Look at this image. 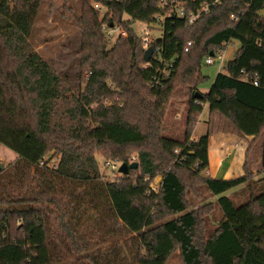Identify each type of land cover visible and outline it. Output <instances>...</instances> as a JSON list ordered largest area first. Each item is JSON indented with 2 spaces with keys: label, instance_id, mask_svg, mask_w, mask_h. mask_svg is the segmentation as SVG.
Wrapping results in <instances>:
<instances>
[{
  "label": "trees",
  "instance_id": "16d2710c",
  "mask_svg": "<svg viewBox=\"0 0 264 264\" xmlns=\"http://www.w3.org/2000/svg\"><path fill=\"white\" fill-rule=\"evenodd\" d=\"M43 1L0 0V145L17 157L0 171V264H58L61 247L76 264H167L176 250L182 264H264V189L240 205L223 195L257 174L244 164L233 179L205 176L208 135L190 139L203 104L244 137L263 135L264 28L230 15L264 10V0H222L190 26L178 17L157 24L164 10L155 0H81L80 64L89 76L79 95L30 45ZM180 1L186 11L211 2ZM136 21L158 25L161 36L144 46ZM118 24L127 35L108 47L105 29ZM232 40L240 43L234 58L194 97L206 79L202 62ZM190 56L193 70L183 75ZM172 100L189 104L183 142L162 136ZM96 151L127 165L135 152L138 168L105 181ZM197 187L222 213L207 237L214 205L191 207L186 196L200 199Z\"/></svg>",
  "mask_w": 264,
  "mask_h": 264
},
{
  "label": "rangeland",
  "instance_id": "374dc122",
  "mask_svg": "<svg viewBox=\"0 0 264 264\" xmlns=\"http://www.w3.org/2000/svg\"><path fill=\"white\" fill-rule=\"evenodd\" d=\"M81 9V0H44L41 3L31 36L29 37V42L33 51L37 52L39 56L52 68V70L66 82L70 90L77 95L83 92L85 88V80L89 76V73L81 72L82 68L80 64L81 28L78 21L82 14ZM260 14L264 16V11L260 12ZM126 18L127 17H125V19ZM245 21L251 22L253 21V18L247 16ZM146 27L147 26L144 23L138 21L131 24V28L140 38L146 37L150 41L161 36L159 26H155V28L151 29ZM257 28L261 29L264 28V26ZM116 38L117 34L114 33L112 39L110 40L109 38L106 42L107 46H113ZM239 48V41L232 40L231 44H229L224 51L223 62L220 63L216 61L213 65H207L206 62H202L201 72L204 76H206L205 81L201 84L203 88H209L215 75L219 72L225 71L224 68L227 62L234 58L236 51ZM194 63L195 56L188 57L179 67L178 72L183 75H188L192 72ZM196 92L200 93L199 90ZM186 103H188L187 100L183 102L172 100L169 102L163 123V137L174 138L181 142L184 141L189 106L186 109L185 117L183 116L184 119L182 117L180 118V115H182V110L184 109L182 106ZM205 110H203L200 120L192 133V138L195 140L204 135H209V133L214 135L215 129H213V127H218L220 121L222 120L217 117V119L212 120L213 126H209L211 124L208 123V113L207 109ZM210 127H212V130ZM238 134H240V132L228 122L226 123V127L223 129L221 135H219L222 137L215 136L214 138V136H212V141L215 140L217 142L218 139H224L227 137L226 141L229 140L228 142L231 146L236 145L239 140ZM95 155L98 162L99 174L105 181H110L119 177L120 174L118 173V168L122 162L112 161V163L109 162L106 164L108 161L106 162V159L99 151H96ZM253 157L259 156L254 153ZM47 158L50 159V164H54V162L56 163L59 160L58 157L54 155L51 156V153L47 155L46 159ZM16 160L17 157L11 150L0 145V164L4 165V168L1 171L5 170ZM132 162H137L135 152L131 153L129 163ZM246 164L250 171L253 170L252 172L257 174L255 176L256 181L251 183L249 186L241 185L223 194L232 200L235 205L247 202L250 198L255 197L264 189V181L262 179L264 177V172L260 171L261 166L258 167L259 165L257 166V164H255V160L253 162H247ZM112 165H116V169H113ZM131 176H134V174L132 173ZM161 179V175H157L151 180V182H159ZM197 189L199 191L200 199H195L192 195L186 196L189 204H191V207L197 208L199 205H206L208 203H212L214 205L210 215L204 218L205 234L207 237L216 228L218 222L222 218V213L220 208L216 205V197L207 192L204 187H197ZM106 246L109 247L110 243H107ZM59 249L61 261L58 264H76L78 258H75L70 253L66 252L65 248L61 247ZM167 264H182L178 250H176L169 257Z\"/></svg>",
  "mask_w": 264,
  "mask_h": 264
},
{
  "label": "crops",
  "instance_id": "0c3cea01",
  "mask_svg": "<svg viewBox=\"0 0 264 264\" xmlns=\"http://www.w3.org/2000/svg\"><path fill=\"white\" fill-rule=\"evenodd\" d=\"M223 60H224V53H223ZM210 87L203 88L200 85L198 90L200 93L204 94L209 91ZM188 105L189 104L186 103L184 104V106H182L184 107V109L182 110V115H180V118L182 117L184 119ZM205 109H207V113H208L207 115L208 123L211 124L209 126H213L212 120L217 119V117L219 118L221 117L216 113H210L208 110V106L206 104H203L202 112ZM201 114L196 119L195 127L200 120ZM226 123H228V121L225 122L224 120L223 122V119H222L218 127H215V128L213 127V129H215L214 135L212 133H209L208 135V168L204 172L205 176L216 178V179H233V178L242 176L244 164H246L247 162H253L254 160H255V164H257V166L259 165L258 167H260V156H261V148L264 143V133L259 139L255 141H253L252 137H244V135L240 133L238 134L239 140L237 144L232 145V146L228 142L229 140L226 141L227 137L224 139L222 138L218 139L217 142L215 140L212 141V136H214V138L215 136L222 137L219 135H221L223 129L226 127ZM210 128L212 130V127ZM170 139H174V138H170ZM190 139L195 140L192 137ZM250 142H252V144L249 147ZM248 147H249V150H248ZM254 153L258 154L259 157H253Z\"/></svg>",
  "mask_w": 264,
  "mask_h": 264
},
{
  "label": "built area",
  "instance_id": "2783aa9c",
  "mask_svg": "<svg viewBox=\"0 0 264 264\" xmlns=\"http://www.w3.org/2000/svg\"><path fill=\"white\" fill-rule=\"evenodd\" d=\"M187 1L191 3L195 2V0H187ZM155 2L160 9L164 10L163 15L158 16L156 18L158 22L157 24L162 23L166 18L178 17V18H184L186 20V26H190L194 24V22H196L203 14H207L210 7H215L221 4L222 0H211L210 3L204 4L199 9H196L194 11L191 9L186 11L184 7V3L180 0H155ZM262 11L264 10L257 11V12H251L249 10H246L245 12L240 13V15L231 14L230 19L236 23L240 21H245L246 17L250 16L253 18V22L255 25L259 27H263L264 26V16L260 14V12ZM105 33H106V37L108 39L110 38V40L112 39L114 33L117 34V37L127 35L126 30H124L123 26L120 24L116 25L114 28L112 27L110 29H105ZM141 39L143 40L144 46H146V44L149 42V39L146 37H141ZM190 46H191V42H187V45L184 51L188 52V49ZM223 53L224 52L222 50L217 51L215 55H212L211 57L205 59L204 62H206L207 65H213L216 61L221 63L223 61ZM155 84H157V82H155ZM252 84L254 86H257L258 82L253 80ZM108 163L109 162H107L106 164ZM112 168L116 169V165H112ZM160 182L161 180H159V182H155V181L151 182L149 185V190L151 192L158 193L160 189Z\"/></svg>",
  "mask_w": 264,
  "mask_h": 264
},
{
  "label": "water",
  "instance_id": "95a60500",
  "mask_svg": "<svg viewBox=\"0 0 264 264\" xmlns=\"http://www.w3.org/2000/svg\"><path fill=\"white\" fill-rule=\"evenodd\" d=\"M150 57H151V52L150 51H146L145 54H144L143 59H144L145 62H148ZM194 97H200V94L197 92V93H195ZM3 168H4V165L0 164V171ZM136 168H138V164L136 162H132L129 165H127L125 163H122L119 166V168H118V173L121 174V175H127L129 170L136 169Z\"/></svg>",
  "mask_w": 264,
  "mask_h": 264
}]
</instances>
